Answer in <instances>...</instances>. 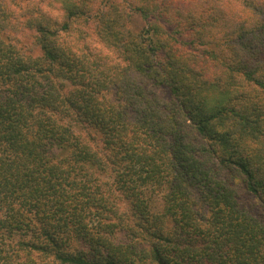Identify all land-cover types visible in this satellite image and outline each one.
<instances>
[{"label": "trees", "instance_id": "obj_1", "mask_svg": "<svg viewBox=\"0 0 264 264\" xmlns=\"http://www.w3.org/2000/svg\"><path fill=\"white\" fill-rule=\"evenodd\" d=\"M34 1L0 0V264H264V0Z\"/></svg>", "mask_w": 264, "mask_h": 264}, {"label": "rangeland", "instance_id": "obj_2", "mask_svg": "<svg viewBox=\"0 0 264 264\" xmlns=\"http://www.w3.org/2000/svg\"><path fill=\"white\" fill-rule=\"evenodd\" d=\"M39 0H35L34 2L37 3L39 6H40V2H38ZM47 2H49L48 0H45ZM51 1V4H52V7H50V10L47 9V11H49L50 15L57 21V22H60V24L64 21V13H63V10L60 6V4L57 2V1H53V0H50ZM99 1V0H98ZM133 5H135L136 3L137 4H141V0L137 1V0H130ZM137 1V2H136ZM115 2L117 3L118 0H115ZM136 2V3H135ZM35 3H33V5H35ZM50 3V2H49ZM128 4H121V6L124 8V7H127ZM131 18L129 20V24H127V26L133 30V31H139L141 30L142 28H144L145 26V20L144 18L138 13V12H132L130 14ZM82 28L83 26L80 25ZM95 25L94 24H90L89 25V29H93ZM28 40V39H26ZM92 44V42H91ZM40 54V52H38ZM114 60V57L112 58ZM124 206V204H123Z\"/></svg>", "mask_w": 264, "mask_h": 264}]
</instances>
